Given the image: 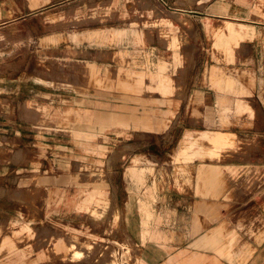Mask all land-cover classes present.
Listing matches in <instances>:
<instances>
[{"label": "rangeland", "instance_id": "rangeland-1", "mask_svg": "<svg viewBox=\"0 0 264 264\" xmlns=\"http://www.w3.org/2000/svg\"><path fill=\"white\" fill-rule=\"evenodd\" d=\"M207 1L48 0L27 20L16 19L14 16L13 21L0 24V132L11 136H0V148L8 156V160L0 162L12 163L4 166L6 172L10 166L17 167L11 176L6 174L0 178V219L12 221L13 228L30 225L34 231L28 239L16 240L18 248L10 261H19L23 250L29 252L31 257L44 252L48 248L46 242H43L44 237L51 230L63 235L73 233L81 241H89L92 243L90 250L94 252V258L88 261L82 259L84 255H75L66 257V260L49 258L35 264H101L99 260L110 261L114 257L121 264H141L133 247L129 246L130 251L124 253L126 250L122 244H127L128 238L122 232L119 209L116 218H112L110 211L99 216L82 209L74 211L63 224L55 221L38 222L43 215L46 194L57 193L53 192L56 188L48 190L44 186L64 185L79 199L85 188L82 185L83 178L78 181H41L39 184L44 194L34 198L21 197L15 194V190L26 191L39 185L38 182L30 181L36 174L60 177L64 174L75 176L76 173H88V179L95 181V173H102L100 182L106 184V191L112 196L113 204L117 205L120 195V175L117 176V171L121 165L153 166L152 156L143 159L139 157L137 162L129 158L134 150L159 154L155 162L164 166L180 165L174 152L180 150L191 128L186 119L184 103L192 80L195 81L193 75L204 70L206 76L208 69L211 71L214 67L233 70L242 64L228 60L230 57L226 58V54L215 45L207 28L208 22L219 23L231 19L207 18L196 22L190 16L191 9H204ZM263 7L259 9L264 11ZM47 11L63 14L67 24L56 25L49 21L46 18ZM76 19L82 23H73ZM114 29L126 30V33L120 38H109L106 34ZM133 30L143 32L146 40L138 42ZM95 33L101 35L90 40L76 39L79 34L89 36ZM172 38L176 39V43L171 42ZM240 46L237 53H243L246 49V45ZM69 49H76L77 52ZM87 62L96 63L102 73L107 68L116 69L121 66L135 71L156 72L162 62L166 64L165 72L172 76L176 88L171 97H164L160 91L126 92L115 87L77 89L75 85L55 86L36 80L39 75L50 79L51 75L45 70L53 66L60 73L70 75L74 82L85 83V75L82 72L76 74L74 67H82ZM261 66L263 70L264 65ZM211 80L212 77H204L201 84L230 90L228 87L219 88ZM17 86L21 87L19 93L15 92ZM34 87L48 91L51 95L29 97L27 92ZM259 97L264 101V95L260 94ZM35 100L54 109L52 118L66 119L68 124H41L28 117L25 103ZM221 101L220 105L225 109L219 111L220 126L214 124L206 130L232 129L240 121L255 116L254 110L241 114L237 109L228 108L226 100ZM174 105L177 107L170 109ZM106 114H113L116 118L105 119ZM233 114L235 121L231 117ZM146 115L155 118L152 121L159 125L146 123ZM245 125L243 127L246 129L251 127ZM89 141L96 142L102 149L106 148V151L97 152V164L85 167L73 160L65 168H60V164L58 166L62 157L75 158L73 152L78 156L81 148L88 149ZM124 150L127 151L122 156ZM17 151L22 154L15 158ZM235 151V148H228L224 153L229 156ZM44 159L48 161L47 164ZM221 160L225 161L226 157ZM162 176L167 178L168 175ZM129 177L135 178L133 173ZM133 191L137 193V190ZM10 207L16 210L9 211ZM249 208L247 210V207H243L240 210L242 217L246 213L252 216L255 208ZM105 234L111 235L110 238L104 239Z\"/></svg>", "mask_w": 264, "mask_h": 264}, {"label": "crops", "instance_id": "crops-1", "mask_svg": "<svg viewBox=\"0 0 264 264\" xmlns=\"http://www.w3.org/2000/svg\"><path fill=\"white\" fill-rule=\"evenodd\" d=\"M47 2L48 0H0V24L9 23L15 17L27 20L28 16ZM263 5L264 0H209L204 9L189 11L196 22L207 18L231 19L219 23L208 22L207 28L215 45L226 54V58L230 57L228 60L242 64H238L239 67L233 70L214 67L212 75L209 69L206 76L204 70L193 75L195 81L192 80L184 103L186 119L191 128L188 129L190 131L186 133L180 150L174 152L180 165L164 166L155 162V157H159V154L134 150L129 158L137 162L139 157L143 159L152 156L153 166L121 165L117 171V176L120 175L117 205L113 204L112 196L106 191V184L100 182L102 173H95V181L88 179V173H76L75 176L64 174L60 177L33 175L30 179L33 183L78 181L83 178L82 185L85 186L79 199L64 185L44 186L48 190L56 188L53 192L57 193L46 194L43 215L38 222L55 221L63 224L74 211L82 209L99 216L110 211L114 218L120 210L122 232L128 238L127 244L123 243L122 248L127 253L130 251L129 246L133 247L141 264H264V101L259 97L260 94L264 95V69L261 66L264 65V11L259 9ZM46 18L56 25H66L68 22L59 12L47 11ZM73 23L80 24L82 21L76 19ZM125 33L126 30L114 29L106 35L109 38H120ZM133 34L138 42L146 40L143 32L133 30ZM100 35L79 34L76 39L90 40ZM247 35L251 38H245ZM171 42L176 43V39L172 38ZM243 44L246 49L243 53H237V49ZM69 50L77 52L76 49ZM166 67L161 62L156 72L135 71L121 66L116 69L107 68L102 73L96 63L87 62L82 67H74L76 74L82 72L85 75V83L74 82L70 75L60 73L53 66L45 70L51 75L50 79L39 75L36 80L55 86L75 85L77 89L115 87L126 92L160 91L164 97H171L176 86L172 76L165 72ZM204 77H212L211 81L216 82L219 88L228 87L230 90L202 85ZM15 92H21V87H15ZM27 95L44 96L51 93L34 87ZM222 99L228 102V108L237 109L241 114L254 110L255 116L246 118L245 123L240 121L232 129L206 130L214 124L220 126L219 111L225 109L220 105ZM25 105L27 116L38 123L68 124L66 119L52 118L54 109L40 100L27 101ZM173 107L177 106L170 109ZM104 117L116 118L113 114H106ZM231 117L235 121V115ZM153 119L155 120L146 115L145 122L159 125ZM245 124L251 127L246 129L243 127ZM0 136L11 137L1 132ZM89 142L88 149L81 148L78 156L73 152L75 158L62 157L58 166L60 164V168H65L73 160L85 167L97 164V152L106 151V148L102 149L96 142ZM228 148H235L236 151L225 156L224 151ZM126 151H123L122 156ZM21 154L17 151L14 157ZM222 157H226V160L222 161ZM193 159L195 160L192 161ZM0 160H8L7 153L2 148ZM44 163L47 164L48 161L44 159ZM10 164L12 163L0 162V178L6 174L11 176L17 170V167L10 166L6 172L4 166ZM152 170L153 175H150ZM132 173L135 181L129 177ZM162 174H167V178ZM174 175L178 176L175 178ZM133 190H137V193L134 194ZM15 194L34 198L44 194V190L39 184L26 191L16 189ZM243 207H247V210L249 207L255 208L252 216L246 213L242 217L240 210ZM9 209L16 210L11 207ZM13 225L8 219H0V264H35L49 258L66 260V257L75 255H84L82 259L88 261L94 258V252L90 250L92 243L89 241H81L73 233L63 235L59 231L48 230L43 241L48 248L44 252L31 257L29 252L23 250L21 259L12 262L9 259L18 248L16 240L24 241L34 234L30 225L20 228H13ZM7 228L9 231L6 232ZM110 236L103 235L104 239ZM99 262L121 264L116 257Z\"/></svg>", "mask_w": 264, "mask_h": 264}]
</instances>
